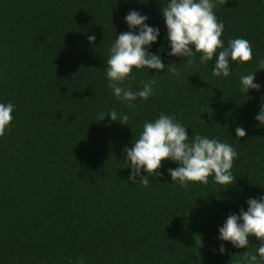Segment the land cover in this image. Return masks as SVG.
Instances as JSON below:
<instances>
[{"label":"trees","instance_id":"16d2710c","mask_svg":"<svg viewBox=\"0 0 264 264\" xmlns=\"http://www.w3.org/2000/svg\"><path fill=\"white\" fill-rule=\"evenodd\" d=\"M214 2L224 46L243 38L253 50L228 78L214 77V60L205 65L199 53L192 64L168 55V0H0V103L15 106L0 138V264H247L244 252L257 253L256 237L236 248L219 239V228L264 196V126L255 119L264 104V0ZM131 10L160 30L147 50L181 73L133 69V91L155 80L154 94L134 109L117 100L106 75ZM254 72L260 91L241 93V76ZM113 109L129 126L99 121ZM161 114L190 140L198 133L230 144L235 185H219L213 174L206 186L182 187L169 174L179 166L172 160L147 187L131 182L125 149Z\"/></svg>","mask_w":264,"mask_h":264},{"label":"clouds","instance_id":"9594fccd","mask_svg":"<svg viewBox=\"0 0 264 264\" xmlns=\"http://www.w3.org/2000/svg\"><path fill=\"white\" fill-rule=\"evenodd\" d=\"M218 2L223 3L224 0ZM216 7L214 0H168L166 6L161 9L171 47L168 55L183 57V60L187 59L188 64H192L199 53L200 62L205 65L214 60V77L228 78L231 74V64L243 65L251 62L253 50L250 42L243 38L232 39L227 47L224 46L222 35L225 26L223 22L218 21L214 13ZM124 19L130 31L119 34L115 39L106 61V75L108 87L117 100L134 109L137 98L146 101L154 94L155 80L147 81L141 90L133 91V69H155L157 73L167 69L178 78L181 73L175 63L166 66L159 55L147 50L160 36L159 28L146 23L148 16L131 10ZM88 39L95 45L94 35ZM259 70H264V64H261ZM256 72L241 76V93L247 94L249 89L260 91L261 85L255 83ZM14 107L11 103H0V138L5 136L6 130H11ZM106 116H110L112 121L128 125L127 114L118 113L113 109L108 114L101 113L99 121H103ZM255 119L260 122L258 126H264V104ZM235 132L237 139L247 135L242 127H237ZM189 138L186 127L176 122L172 116L161 114L153 122L146 121L140 136L135 137L133 146L125 149V161L132 170L129 180L147 187L151 182L148 176H162L163 173L158 171L162 167V161L172 160L178 162L179 166L169 169V174L173 182H179L182 187L187 188L189 182L206 186L213 174L217 184L229 187L235 185L236 176L231 172L234 160L238 158L235 149L230 144L198 133H195L191 140ZM144 172L148 175H143ZM247 205V210L241 208L239 215H228L223 226L219 228V239L231 242L236 248H248L250 237H256L261 241L257 246V253L250 254L245 251L244 260L247 264H264V196L249 198ZM219 251L226 253L227 249L223 243Z\"/></svg>","mask_w":264,"mask_h":264}]
</instances>
